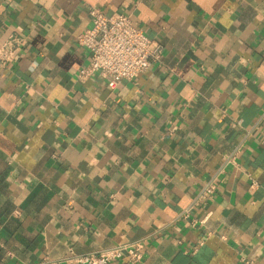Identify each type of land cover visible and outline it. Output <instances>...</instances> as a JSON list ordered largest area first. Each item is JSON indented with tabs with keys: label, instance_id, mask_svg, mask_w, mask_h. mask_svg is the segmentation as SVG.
Listing matches in <instances>:
<instances>
[{
	"label": "crops",
	"instance_id": "crops-1",
	"mask_svg": "<svg viewBox=\"0 0 264 264\" xmlns=\"http://www.w3.org/2000/svg\"><path fill=\"white\" fill-rule=\"evenodd\" d=\"M93 7L160 62L82 77ZM139 239L140 264H264V0H0V264Z\"/></svg>",
	"mask_w": 264,
	"mask_h": 264
},
{
	"label": "built area",
	"instance_id": "built-area-1",
	"mask_svg": "<svg viewBox=\"0 0 264 264\" xmlns=\"http://www.w3.org/2000/svg\"><path fill=\"white\" fill-rule=\"evenodd\" d=\"M92 25L78 35V42L89 52V62L81 69L82 77L99 73L104 78L118 81L131 79L148 70L163 57L164 46L136 25L131 14L107 13L100 7L91 9ZM7 50V57L12 55ZM239 146L225 156L223 164L196 193L190 204L178 217H189L195 206L207 203L218 188V175L234 162ZM145 243L136 240L80 255L71 253L61 259L44 258L28 264H116L126 254L132 264L144 259ZM249 263V262H248Z\"/></svg>",
	"mask_w": 264,
	"mask_h": 264
}]
</instances>
